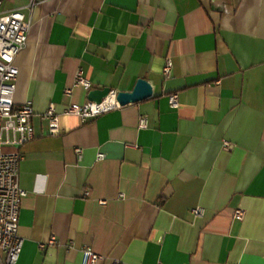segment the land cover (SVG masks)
Returning <instances> with one entry per match:
<instances>
[{
	"label": "crops",
	"instance_id": "1",
	"mask_svg": "<svg viewBox=\"0 0 264 264\" xmlns=\"http://www.w3.org/2000/svg\"><path fill=\"white\" fill-rule=\"evenodd\" d=\"M30 1L0 7L30 20L15 59L14 103L34 110L17 264H80L84 246L106 256L97 264H264V0ZM79 69L92 89L143 78L153 93L83 121L64 114L88 101L82 86L65 93Z\"/></svg>",
	"mask_w": 264,
	"mask_h": 264
},
{
	"label": "built area",
	"instance_id": "2",
	"mask_svg": "<svg viewBox=\"0 0 264 264\" xmlns=\"http://www.w3.org/2000/svg\"><path fill=\"white\" fill-rule=\"evenodd\" d=\"M35 4L37 0H31L26 8L33 9ZM29 29L30 20L23 9L0 10V264H17L24 241L18 233L21 200L27 194L19 184V163L22 158L20 149L33 137L31 117L34 110L29 101L16 105L14 94L19 74L15 59L27 43ZM172 66V60L167 58L162 69L165 79L170 77ZM79 86L87 90L92 89L91 82L84 77L81 69L77 71L72 87L65 89V93L70 95L73 88ZM168 103L171 108L177 109L179 107L177 94H169ZM120 107L121 105L116 100V92L109 91L99 103L86 101L83 104H69L64 114L77 115L85 121ZM42 119L47 123L50 134L60 133L59 115L55 112L53 104L49 105L42 114ZM146 125V117H140L139 127L145 128ZM4 145L12 146L15 150L5 151ZM76 152L79 156L81 155L80 148L76 149ZM97 158L102 159L103 155L98 154ZM89 195L88 190L84 191V197H89ZM119 197L123 198L124 195L120 193ZM99 203L104 205L106 202L99 200ZM192 213L198 217L203 216L204 209L197 207L192 210ZM234 217L242 220L244 210L235 209ZM56 243V238L51 237L47 244L55 245ZM47 244L40 243L39 247L43 249ZM104 260L106 256L97 253L92 247L81 248L80 264H97ZM110 264L123 263L114 259Z\"/></svg>",
	"mask_w": 264,
	"mask_h": 264
},
{
	"label": "water",
	"instance_id": "3",
	"mask_svg": "<svg viewBox=\"0 0 264 264\" xmlns=\"http://www.w3.org/2000/svg\"><path fill=\"white\" fill-rule=\"evenodd\" d=\"M109 91L110 89L108 87L91 89L88 91L87 99L88 101L99 103ZM152 93L153 90L151 84L146 79L139 78L131 91L117 92L116 100L121 106H125L145 100L151 97Z\"/></svg>",
	"mask_w": 264,
	"mask_h": 264
}]
</instances>
